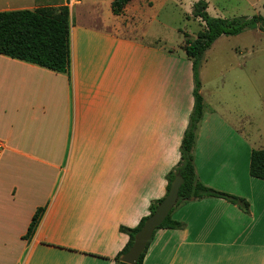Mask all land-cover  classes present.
<instances>
[{
	"label": "crops",
	"instance_id": "1",
	"mask_svg": "<svg viewBox=\"0 0 264 264\" xmlns=\"http://www.w3.org/2000/svg\"><path fill=\"white\" fill-rule=\"evenodd\" d=\"M19 1L0 0V12L37 8L36 0ZM99 1L70 10L69 74L0 55V264H116L130 241L121 228L149 216L180 161L194 108L192 61L185 50L173 60L159 40H145V11L155 0H134L103 26L74 23L75 8L98 18ZM203 69L197 176L241 200L176 207L171 218L182 228L157 230L144 264H264V180L250 174L253 150L264 148L249 140L250 117L235 119L210 98L217 92Z\"/></svg>",
	"mask_w": 264,
	"mask_h": 264
},
{
	"label": "trees",
	"instance_id": "2",
	"mask_svg": "<svg viewBox=\"0 0 264 264\" xmlns=\"http://www.w3.org/2000/svg\"><path fill=\"white\" fill-rule=\"evenodd\" d=\"M133 1L112 0L111 9L113 14L116 16L123 14L126 7ZM65 3L66 0H36L37 8L35 10L0 12V55L57 73L69 74L71 69V12ZM208 8L209 3L205 0H200L193 5L192 15L204 24V28L198 33L195 40L185 39L182 46L188 59L192 61L194 108L181 142L180 161L166 177L168 182L167 195L177 175H180L184 180L179 191V201L176 207L189 201L205 198H222L235 204L241 200L230 194L207 187L197 176L194 150L197 132L205 113V102L201 94L200 71L205 54L219 38L222 36H238L247 30L258 29L264 32V16L255 15L225 19L211 16ZM250 174L256 179L264 180V149L253 150ZM164 198L151 203L149 216L143 218L137 228H121V232L129 235L130 241L115 258L116 264H126L121 261V258L132 248L135 236L142 229L145 222L156 212L157 207ZM242 202L243 208L247 210L248 204L245 201ZM44 211L45 208H41L35 213L25 236L27 240L33 237ZM173 211L157 230L182 228V224L172 220L171 214ZM147 249L141 255L138 264H144Z\"/></svg>",
	"mask_w": 264,
	"mask_h": 264
},
{
	"label": "rangeland",
	"instance_id": "3",
	"mask_svg": "<svg viewBox=\"0 0 264 264\" xmlns=\"http://www.w3.org/2000/svg\"><path fill=\"white\" fill-rule=\"evenodd\" d=\"M19 6H31L32 2ZM149 5L150 0H138ZM200 0H155L152 9H146V28L151 36L145 40L156 42L172 51V56L183 54L185 39L195 40L204 24L192 15L193 5ZM209 3V14L213 17L234 19L238 17L264 16V0H205ZM96 13L79 15L72 12L74 23L90 21L98 26L104 19L112 17L108 0H100ZM76 7V6H75ZM78 8V9H83ZM99 9V11H98ZM151 18V19H150ZM110 27V26H108ZM145 41V42H146ZM218 43V44H217ZM180 65V63L178 64ZM203 77L210 89L211 99H219L224 109L232 111L235 119L250 117L247 124L249 140L256 148H264V32L247 30L239 36H224L212 50L205 54ZM242 69V70H241ZM220 76L219 79H216Z\"/></svg>",
	"mask_w": 264,
	"mask_h": 264
},
{
	"label": "water",
	"instance_id": "4",
	"mask_svg": "<svg viewBox=\"0 0 264 264\" xmlns=\"http://www.w3.org/2000/svg\"><path fill=\"white\" fill-rule=\"evenodd\" d=\"M183 182V178L177 175L172 182L168 195L159 204L156 212L145 222L142 229L137 233L132 248L121 258L123 263L138 264L141 255L147 249L148 243L152 240L157 228L160 227L177 206L179 191Z\"/></svg>",
	"mask_w": 264,
	"mask_h": 264
},
{
	"label": "built area",
	"instance_id": "5",
	"mask_svg": "<svg viewBox=\"0 0 264 264\" xmlns=\"http://www.w3.org/2000/svg\"><path fill=\"white\" fill-rule=\"evenodd\" d=\"M82 0H66L65 5L72 10L75 6H77L79 3H81ZM4 148V144L0 141V153L2 152Z\"/></svg>",
	"mask_w": 264,
	"mask_h": 264
}]
</instances>
